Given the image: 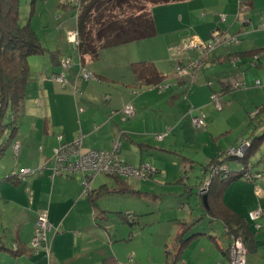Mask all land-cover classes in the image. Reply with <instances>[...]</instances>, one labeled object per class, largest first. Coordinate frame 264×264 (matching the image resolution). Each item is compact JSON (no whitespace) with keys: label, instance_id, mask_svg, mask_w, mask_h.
Wrapping results in <instances>:
<instances>
[{"label":"crops","instance_id":"crops-1","mask_svg":"<svg viewBox=\"0 0 264 264\" xmlns=\"http://www.w3.org/2000/svg\"><path fill=\"white\" fill-rule=\"evenodd\" d=\"M35 1H32L33 4ZM62 3V0H58L55 7L61 5L67 10ZM151 11L157 34L150 39L104 50L102 55L105 60H110L108 73L97 64L104 56L98 59L85 57L84 68L91 69L97 80L79 78L80 69L77 67L69 74L71 86L64 88L52 80L53 74L60 71V65L52 61L49 53L29 57V99L26 98L18 117L17 131L10 134L14 140L4 148L0 159V264H108L112 261L125 264L129 262V254H134L137 264L141 258H138L136 251L126 253L133 243V226L139 222L137 211L129 207L130 203L134 204L135 198L142 199L149 208L165 198L175 204L185 200L192 212L190 218L180 224L177 236L183 233L185 224L196 223L185 237L191 240L184 244L185 252L197 241L206 243L201 242L206 239L219 247L225 264H229V257L224 253L229 240L223 234L221 238L216 234H220V230L223 233L225 226L221 220L209 214L210 208H205L200 194V187L211 177L207 167L216 162H225L233 173L227 184L214 182V188L220 194L216 201L223 205L219 210L237 215L250 225L254 243L248 255L254 258L250 259L249 264L257 260L263 262L264 129L261 127L264 126V112L257 113L264 107V88L234 92V88L227 86L223 79L229 73L230 76H238L240 71L262 67L264 0H186L157 5ZM57 12L59 10H55ZM222 16L227 17L226 22L222 21ZM52 20L54 24L58 23L57 32L63 38L60 32L61 16L56 19L52 17ZM30 21L33 27V18ZM49 26L46 25L47 28ZM218 31L226 39L235 36L239 40L238 46H222L208 56L206 68H211L206 71L215 79L221 75L220 97L226 96L224 101L229 98L220 114L210 107L211 89L199 87L200 83L192 90L188 85L179 88L173 81L168 82L173 77L176 64L186 65L201 56L198 49L183 51L182 47L192 40L199 44L208 43ZM60 37L53 40L51 46L55 47H51L47 41L42 43L40 39V42L49 51H59L60 59L73 57L72 51L60 49ZM242 60V64L238 63ZM142 62L152 64L166 77L163 84H171L167 92L148 96L136 92L141 85L134 73V65ZM227 62L237 66L235 73H231V66ZM180 80L185 84L190 79ZM246 82L248 80L245 78ZM237 83L239 81L235 85ZM191 90L188 100L180 106L181 93ZM250 92H255L256 99L250 96ZM102 100L105 104H102ZM129 104L135 108L136 115L123 122L121 111ZM196 108H203L207 115L206 129L197 130V134L191 120L197 115ZM155 109L157 112L165 110L166 113L158 112L159 115L153 117L150 113ZM255 109H258L257 113H254ZM191 114L196 115L191 117ZM234 116L238 118L234 119ZM193 133L195 141L191 147L200 160L178 155L179 146H190ZM156 134L165 135L163 142H155L153 137ZM59 137H62L61 141ZM255 138H260L257 141L259 146L254 148L249 163L253 173L260 177L252 181H234L245 165L244 162L242 165L232 164L236 160L227 159L225 153L239 142H254ZM3 140L7 142L6 136ZM79 140H82L84 152H109L113 150L114 142L120 141L119 153L123 161L131 166H151L154 173L157 172V175L149 178L151 180L170 171L161 167L160 160L154 158L156 155L179 156L182 161L179 159L178 180L171 184L184 186V191L158 195L137 190L122 178L111 177L115 180V186L109 179L96 176L91 188L99 196L93 202L88 196L83 174L70 176L67 171L55 174L51 164L55 149L61 144H73ZM15 144L20 145L17 156ZM157 145H161L160 148ZM26 170L35 173L20 179L19 175ZM174 170L177 171L176 167ZM258 209L262 210L263 215L254 222L250 213ZM44 212L52 225L48 233L49 257L43 251L37 254L32 249L35 226ZM127 212L134 214V224L125 219ZM256 224L260 225L259 229ZM220 240L227 242L226 248L222 247ZM165 246L167 249L168 243ZM164 257L166 260V251ZM184 260L190 258L184 255L181 264H186Z\"/></svg>","mask_w":264,"mask_h":264},{"label":"trees","instance_id":"trees-1","mask_svg":"<svg viewBox=\"0 0 264 264\" xmlns=\"http://www.w3.org/2000/svg\"><path fill=\"white\" fill-rule=\"evenodd\" d=\"M77 1L78 4H76V0H70L66 7H71L76 11V29L80 33V45L76 49L81 58L79 65V69H81L83 63H85V57L98 59L101 52L106 49L154 37L157 34V30L152 11L148 10L150 4L154 6L168 5L186 0ZM20 2L21 0H0V159L4 153V148L11 145L14 140V137L11 135L18 129V117L21 115L24 102L27 98L28 82L31 75L29 57L49 53L52 61L60 65V71L54 73L53 77L61 75L63 72L62 62L67 59H60L59 51L52 52L42 46L30 20L24 25L20 23ZM74 68L72 67L66 73L67 79ZM134 73L141 86H158L159 88L166 79L152 64L146 62L136 63L134 65ZM261 112H264V107L259 110L257 115ZM4 136H6L7 142H4ZM259 139L255 138L254 142L251 141L252 146L245 158L242 159L245 165L244 169L233 179L234 181L242 179L243 172L249 170V166L252 167L249 159L252 156L254 148H258L259 144L257 141H260ZM226 158L229 159V157ZM220 165H226V163L216 162L215 165L213 164L207 167V169L211 173L213 166ZM252 169L253 167L251 168V173L253 175L256 174L253 173ZM154 175H157V172ZM112 178L120 179L121 177L112 176ZM229 181L230 179L228 181L224 180L222 175L215 176L207 194L209 197V214L213 218L221 220L225 226L223 235L229 240L228 248L224 252L227 256L236 238L243 240L249 253L254 243V236L250 230V225L244 219L239 218L237 215L228 214L226 210H219L220 206L223 205L216 201V199L220 198V194L215 190L214 182L228 183ZM87 193L93 202L96 196H99L93 189L88 190ZM210 196H212V199H210ZM215 203L218 205L217 208H215ZM129 215H132L134 218L130 220ZM124 217L127 222L134 224L135 216L133 213H125ZM195 225L196 223L185 224L183 233L177 236L173 242L176 243L175 248L169 249V245L167 246L165 264H181L185 254V250L183 249L185 248L184 244L191 241L190 239H185V237L191 231V227ZM167 251L170 253L168 254ZM108 264H117V262L112 261Z\"/></svg>","mask_w":264,"mask_h":264},{"label":"rangeland","instance_id":"rangeland-1","mask_svg":"<svg viewBox=\"0 0 264 264\" xmlns=\"http://www.w3.org/2000/svg\"><path fill=\"white\" fill-rule=\"evenodd\" d=\"M33 0H21L20 2V23L22 25L28 23V21L30 20V18H33L34 20V30L37 33L39 39H41L42 43L44 42H49V45H53V40L57 39L61 36V34H59V32H57V24L58 23H53L52 17L53 18H57L59 16H61V22L62 25H60L62 27V29L60 30V32L63 35V38L60 37L59 40V45H60V49L62 51H72V56H66L64 58H73L75 65H73V67L75 68H79L80 65V61L81 58L79 56V52L77 51L76 47L69 42L68 40V33L69 31H72L76 28V24H77V18H76V11H74L71 7H67L68 9L66 10L65 7H61V5H59L57 8L56 6V2L58 0H36L35 3L33 4L32 2ZM63 1V6L68 5V3L70 2V0H62ZM152 7H154L153 4H150L148 7V10H151ZM55 10H59V12L55 13ZM35 11V12H33ZM35 13V14H34ZM43 13V14H42ZM51 13V15H50ZM55 13V14H54ZM227 21V18H226ZM50 25V28H47L46 25ZM264 24V23H263ZM71 29V30H67V29ZM239 43L236 44H231V45H221L220 47L222 48V46H231V47H236L238 46ZM51 47H55V46H51ZM216 49H219V47H217ZM215 49V50H216ZM214 50V51H215ZM214 51H212L211 53H213ZM104 51L101 52V55L103 54ZM210 53V54H211ZM100 55V56H101ZM104 56V55H102ZM210 57V56H209ZM41 59H44V57H41ZM206 59H208L206 61ZM205 59V66L204 68L198 72V74L194 77V78H189L190 80H188L189 82L183 84L182 81L180 80L182 77H180L178 74H176L175 70H173V77L169 78V81H173L174 85L176 87L181 88L183 85H188L189 88H192V90L194 89V87H197L198 84L200 83L199 87H203V88H208L209 90L211 89V93L213 94H219L220 93V84H219V79L221 78V75L219 78L215 79L212 76H210L209 73H207V69L211 68L207 67L206 65L208 64L209 58L207 57ZM263 65L261 68H250L249 70H247V72L244 71H240L238 76H230L229 74H226V77L224 76V82L226 83L227 86H230L231 89L234 88V92L238 91H247L249 89H263L264 88V59L261 60ZM246 62V61H245ZM240 64L243 63V60L241 62H238ZM237 63V65H238ZM99 68L106 70V72H109L108 68L110 67V60H105V56L101 59V61L99 63ZM227 64H230L231 66V73H235V69H237V66L234 65L231 62H227ZM225 64V65H227ZM87 66V64H85ZM86 68V67H85ZM88 69V68H86ZM90 72L93 73V71L91 69H89ZM247 73V75H246ZM237 75V74H236ZM31 76V75H30ZM180 78V79H179ZM245 78L248 80V82L245 83ZM69 81V80H68ZM239 81L240 83H243V87L239 88V90H237L235 88V83ZM209 82H211L209 84ZM260 84H257V83ZM61 85V84H60ZM68 85L71 86V82H68ZM62 86V85H61ZM169 86H171V84L165 82V84L162 85L163 88H166ZM62 88V87H61ZM140 89L137 90L136 92L139 93H143V95H149V94H159L160 95L166 90H168V88L164 91H160L158 90V88H152V87H148V86H141L139 87ZM219 88V89H218ZM149 90H153V91H149ZM192 90L190 92H182L181 93V98H182V102L180 103V106L186 102L188 100V95L192 92ZM215 92V93H214ZM145 93V94H144ZM255 92H250V96L253 99H256V96L254 97ZM263 93V91H262ZM239 96L241 95L240 93ZM141 95V94H140ZM221 96V93H220ZM226 97V96H225ZM224 96L220 97V104L225 107V103L229 101L225 99L224 101ZM29 99V98H27ZM35 99V98H34ZM231 99V98H230ZM36 100V99H35ZM35 102V101H34ZM37 103V101H36ZM102 104H105L104 101L102 100ZM210 107L214 108L215 111L218 112V114L222 113V110H218L215 106V104L212 102L211 97H210ZM38 106H40V104L38 103ZM238 107V105H235ZM39 108V107H38ZM37 108V109H38ZM236 108V107H235ZM41 109V108H40ZM38 109V110H40ZM197 109V108H196ZM157 109L153 110L150 114L151 116L154 117V115L158 116V112H165V110H161V111H156ZM236 110H239L238 108ZM258 109H255L254 113H257ZM42 111V110H40ZM240 112V111H239ZM164 113V114H165ZM200 113L204 114L206 117V124H207V115L204 112L203 108L197 109L196 114L199 116ZM196 114H191V117L195 116ZM196 115V116H197ZM255 114H253L254 116ZM235 117V116H234ZM238 117H235L234 119H237ZM192 120V118H191ZM123 124V123H121ZM195 133L197 134V130H204L206 129V126L204 127H196L194 125H192ZM264 129V126L261 127V129ZM264 131V130H263ZM195 133H193L190 137V141H189V145L187 146H179L178 148V155H183L185 157H189V156H193L196 159L200 160L201 158H199L200 156H196L197 154H195V150L191 147L193 144V140L195 136ZM243 134V133H242ZM164 135V134H162ZM158 136H160V134H156L153 138H155V142H163V140H159ZM157 140V141H156ZM195 141V140H194ZM155 144V143H154ZM241 144V142H239L238 144H236V147H239ZM156 145V144H155ZM158 148H160L161 145H157ZM183 147H186L183 149ZM228 150V149H227ZM264 153V151H263ZM167 156H162V155H156L154 158H158L157 160H160V165L163 169H170V171L168 172L167 175H162V177L160 178H155L154 180L151 179H144V180H138L136 178L133 177H122V179L126 180L127 183L129 184V186H133L136 187L135 189L137 190H141L144 192H149V193H155V194H169V193H173L175 191H184V186H179L177 184H171V182H175L178 180V170L180 169V164H179V159L182 161V158L179 156H174V155H168ZM256 158V157H255ZM158 163V161H156ZM243 160H236L234 161L232 164L235 165V163H240L242 165ZM138 165V164H136ZM138 167V166H135ZM176 167L177 171L174 170V168ZM98 178H106L109 179L110 181H112L115 185V180L112 179L111 177H108L106 175H98ZM151 180V181H150ZM172 182V183H173ZM116 186V185H115ZM257 191V189L255 190ZM171 195V194H169ZM156 199V198H154ZM158 199V198H157ZM259 199V198H258ZM139 202H138V201ZM180 199H178L179 201ZM182 203V204H181ZM129 205V203H128ZM130 208H134L135 211H137V220L139 219L138 223H135L133 226V234H132V239H133V243L129 245L128 250L126 251V253H129L132 250H135L138 258H141L140 260H137V264H164V254L166 251V246L165 244L168 243L169 245V249H174L175 248V244L176 243H172L174 238L177 236V232L180 229V224L183 223V221H185V219H189L190 215H191V208H189V204L185 203V200H183L180 203H173L172 201H170L168 198L164 199L162 202H158L154 205H152V207H148V204H146L142 199H137L135 198V202L130 203L129 205ZM261 210V209H260ZM262 211V210H261ZM129 213V212H127ZM142 214V215H141ZM260 215L262 216L263 213L260 212ZM187 221V220H186ZM185 228V227H184ZM257 228V227H256ZM259 229V228H257ZM217 235H219V237L221 238L222 236V232L220 230V234L219 232H216ZM175 241V240H174ZM195 242V241H194ZM193 242V243H194ZM201 242H206V243H198V241L196 242V244H193L191 246V248H187L188 250L185 252L186 257H189L190 260H184L186 262V264H225L226 262L224 261V256L222 255V253L219 251V247L212 242H209L206 239H202ZM211 245H210V244ZM220 243L222 245L223 248H226L227 246V242H225L224 240H220ZM238 244H242L245 249L248 252V249L246 248L243 240L241 238H236L234 240L233 245L231 246V250L228 253V257H229V264H233L232 261V253H233V249L236 247V245ZM169 251V250H168ZM167 253L169 254L170 252ZM247 254V262L248 264L250 263V259L254 256L252 255H248ZM129 262L127 261V263L125 264H135L136 261V257L134 256V254H129ZM255 260V259H253ZM263 262H260L259 260L254 261L252 264H264V258L262 259Z\"/></svg>","mask_w":264,"mask_h":264},{"label":"built area","instance_id":"built-area-1","mask_svg":"<svg viewBox=\"0 0 264 264\" xmlns=\"http://www.w3.org/2000/svg\"><path fill=\"white\" fill-rule=\"evenodd\" d=\"M76 4L78 1L76 0ZM226 16H222V21L226 22ZM261 29L264 30V24L261 26ZM68 40L75 47L80 45V33L78 29H74L68 33ZM239 40L237 37L233 36L228 39L224 38L220 31L216 32L212 39L208 43H201L192 40L188 45H184L181 50L189 51L198 49L201 52V56L190 62L186 65L176 64L175 72L182 78H194L199 71H201L205 66V59L209 56V54L214 51L217 47L221 45H231L238 43ZM74 61L71 58H67L62 62L63 72L61 75L53 77L52 80L61 84L62 87H66L68 85V79L66 73L73 67ZM79 78L83 80H97L95 75L84 68L81 67L80 73L78 75ZM257 84H260L259 82ZM243 83H237L235 88H242ZM76 92H78L77 87H75ZM158 88V86H157ZM168 87L163 88L162 85L159 86L158 90L161 92L166 90ZM212 102L215 104L218 110H222L223 106L220 104V94H213L211 97ZM193 111V109H192ZM122 121L126 122L129 118L135 117L136 111L135 108L129 104L122 111ZM193 125L196 127H204L206 126V117L204 114L200 113V115L193 117L192 119ZM165 135L158 136L159 140H164ZM62 140V137H59V141ZM121 142L116 141L113 144L112 151H98L91 150L88 152H84L82 150V140H79L73 144H61L57 149L54 150V156L51 159V164L54 167V173H60L62 171H67L68 175L75 176L77 173H81L84 175V184L87 190H91L92 184L95 180V177L98 175H106V176H119V177H133L138 180L149 179L154 175V170L151 166L147 164H141L138 167L131 166L126 164L119 151H120ZM252 146L251 141H243L239 147L233 146L229 150L226 151V156H234L238 158V160H242L245 158L247 152L250 150ZM20 148L19 144L14 145V152L17 155L18 150ZM251 166H249V170L243 172V178L247 181H252L254 178L260 177L258 174L251 173ZM230 169L228 165H220L213 166L211 168V177H215L217 175H222L226 177L230 173ZM33 170L23 171L19 177L20 179H25L29 174H34ZM210 177V178H211ZM210 180V179H209ZM206 181L202 187L200 188V194L202 196L207 195L209 189L211 187V183ZM262 212L260 209L250 213V218L253 221H257L262 216L260 215ZM131 214V213H128ZM130 216V220L134 217ZM257 228H260V225L256 224ZM52 230V225L48 220V214L46 212L40 214L39 219L35 226V233L32 239V249L39 254L43 251L47 257L51 254V248L48 243V233ZM17 250V248H15ZM247 250L242 244L236 245L233 249L232 253V261L233 264H247Z\"/></svg>","mask_w":264,"mask_h":264},{"label":"water","instance_id":"water-1","mask_svg":"<svg viewBox=\"0 0 264 264\" xmlns=\"http://www.w3.org/2000/svg\"><path fill=\"white\" fill-rule=\"evenodd\" d=\"M229 150V149H228ZM227 157V156H226ZM229 159L231 160H238V158H235L234 156H229ZM213 181V177L210 178L209 182L212 183ZM203 205L209 209V205H208V195H204L203 196Z\"/></svg>","mask_w":264,"mask_h":264},{"label":"bare ground","instance_id":"bare-ground-1","mask_svg":"<svg viewBox=\"0 0 264 264\" xmlns=\"http://www.w3.org/2000/svg\"><path fill=\"white\" fill-rule=\"evenodd\" d=\"M231 174H233V173L230 172L226 177L223 176V179H224V180H228V179L230 178Z\"/></svg>","mask_w":264,"mask_h":264},{"label":"clouds","instance_id":"clouds-1","mask_svg":"<svg viewBox=\"0 0 264 264\" xmlns=\"http://www.w3.org/2000/svg\"><path fill=\"white\" fill-rule=\"evenodd\" d=\"M249 141H251V140H249Z\"/></svg>","mask_w":264,"mask_h":264}]
</instances>
